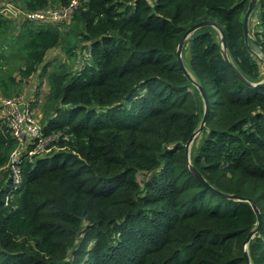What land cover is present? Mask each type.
<instances>
[{"label": "trees", "instance_id": "trees-1", "mask_svg": "<svg viewBox=\"0 0 264 264\" xmlns=\"http://www.w3.org/2000/svg\"><path fill=\"white\" fill-rule=\"evenodd\" d=\"M71 0H13L20 12ZM22 2L23 5L20 4ZM87 0L70 21L33 22L3 12L0 37L24 56L18 77L0 76L5 98L48 80L42 130L53 140L21 155V184L6 168L18 142L0 120V264H264V0ZM254 15V14H253ZM211 22L184 43L194 25ZM58 50L61 57L54 58ZM1 53V50H0ZM1 70V66H0ZM39 95V91L37 96ZM36 104H31V109ZM6 168V169H5Z\"/></svg>", "mask_w": 264, "mask_h": 264}, {"label": "built area", "instance_id": "built-area-1", "mask_svg": "<svg viewBox=\"0 0 264 264\" xmlns=\"http://www.w3.org/2000/svg\"><path fill=\"white\" fill-rule=\"evenodd\" d=\"M86 1L87 0H71L70 4L66 7L33 13L20 12L16 7L9 4L3 12L13 13L14 17L21 16V19H28L33 22H63L70 21L78 7ZM26 98V96H20L14 99L5 98L1 105L5 111L3 119L7 120L12 134L18 142V147L12 152L9 164L6 167L12 170L16 187L22 182L21 155L26 150L27 145L32 144L36 147L35 151L29 153V155L32 156L33 153L43 150L48 143L53 140V137H45L42 125H40V122L34 117L31 104L27 102Z\"/></svg>", "mask_w": 264, "mask_h": 264}, {"label": "water", "instance_id": "water-1", "mask_svg": "<svg viewBox=\"0 0 264 264\" xmlns=\"http://www.w3.org/2000/svg\"><path fill=\"white\" fill-rule=\"evenodd\" d=\"M261 0H250L249 5H248V9L244 15V22H243V28H244V35H245V41L248 44L249 39H250V21L252 20V16L256 11V8L259 4ZM205 26H213L221 35V47H222V51L224 53V56L226 58V60L230 63L229 61V57H228V46H227V42H226V36L224 31L217 26L214 23L211 22H202L199 23L197 25H194L193 27H191L183 36V38L180 40L179 45H178V49H177V61L180 65V67L185 70L184 67V63H183V48H184V43L191 37V35L193 33H195L197 30L205 27ZM255 56L260 60L261 63L264 64V57H262L261 55H259L258 53H254ZM232 69L235 71V73L241 78L242 81L245 82V84L253 89H259V88H263L264 87V81L257 83V84H252L250 82H248L239 72L238 70L231 64ZM193 83L195 86H197V88L199 89L201 96L203 98L204 101V105H205V111H204V116L200 125V128L193 134V136L190 138V140L188 141V143L186 144V152H187V158H188V165L190 170L192 171V173L197 177V179L204 184L206 187H208L212 192H214L215 194H218L226 199H230V200H235V201H243V202H248L252 205V208L257 216L258 219V227L256 229H254L249 236L246 239V242L244 244V252H245V258L248 262V264H251L250 262V258H249V254L247 252V246L248 244H250V242L256 237L255 235L259 233L260 228H261V212L258 208V206L250 199H246V198H241V197H237L234 195H227V194H222L219 191L215 190L214 188H212L208 182L202 177V175L196 171V169L191 165V161H190V148L195 140V138L202 132L207 119H208V115H209V102H208V98H207V94L205 92V90L203 89L202 86H200L199 84H197L194 80Z\"/></svg>", "mask_w": 264, "mask_h": 264}, {"label": "rangeland", "instance_id": "rangeland-1", "mask_svg": "<svg viewBox=\"0 0 264 264\" xmlns=\"http://www.w3.org/2000/svg\"><path fill=\"white\" fill-rule=\"evenodd\" d=\"M13 0H2L1 5H7L12 3ZM21 5L22 2H20ZM254 17H255V24L259 25L260 22V12L259 11H255L254 13ZM19 21H22V19L20 18ZM250 39H252L250 37ZM7 40H5L4 36L0 37V66H1V70H0V76L3 78L8 77L9 75H14L16 77H18L19 73H18V69L19 67H21L22 65H24V56L22 53L17 52V46H14V48H12V46L8 45ZM253 51H255L256 53H258L259 55L260 52L257 49V47L252 46ZM52 55L54 58L58 59L59 57H61V53L59 55V51L55 50L52 51ZM63 56V55H62ZM263 57V55H261ZM40 78L37 76L32 77L30 80H28V82L26 83V86H24V96H26L27 98V102L32 104H36V107L33 108V113H34V117L38 120V122H40V125H42V121H43V112L44 109L43 107L46 105L47 102V97L49 94V84H48V80H44L43 85L40 86ZM39 91V95L37 96V93ZM5 99V97L2 94V91L0 89V120L3 119V116L5 115V111L3 110V107H1L2 105V101ZM8 99V98H7ZM10 99V98H9ZM14 99V98H12ZM193 145V144H192ZM192 148V146H191ZM191 148H190V153H191ZM258 234H256L255 236H257ZM247 252L249 253V244L247 246Z\"/></svg>", "mask_w": 264, "mask_h": 264}, {"label": "crops", "instance_id": "crops-1", "mask_svg": "<svg viewBox=\"0 0 264 264\" xmlns=\"http://www.w3.org/2000/svg\"><path fill=\"white\" fill-rule=\"evenodd\" d=\"M254 16V15H253ZM256 19H254V21H255ZM256 22V21H255Z\"/></svg>", "mask_w": 264, "mask_h": 264}]
</instances>
